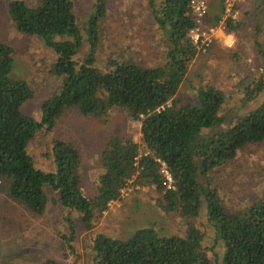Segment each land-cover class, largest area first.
Here are the masks:
<instances>
[{
	"label": "trees",
	"instance_id": "obj_1",
	"mask_svg": "<svg viewBox=\"0 0 264 264\" xmlns=\"http://www.w3.org/2000/svg\"><path fill=\"white\" fill-rule=\"evenodd\" d=\"M191 0H162L153 4L152 16L167 35L166 62L142 67L129 60H109L107 69L96 65L98 22L106 11L105 0H94L86 27L89 50L77 66L83 36L70 0H39L28 5L11 0L8 14L16 29L36 36L51 48L55 61L50 72L61 79L59 90L40 107L39 121L23 112L33 92L24 80L12 79V49L0 43V183L11 199L42 214L53 191L62 207L79 213L85 229L118 198L126 181L136 177L154 186L157 205L165 213L194 217L204 204L206 218L222 246L219 264H264V196L243 208L229 210L215 188L207 183L209 172L232 160L237 151L264 141V100L225 129L219 111L224 94L213 86L198 89V102L181 103L175 96L197 49L189 36L195 21ZM223 8V7H222ZM222 10L214 22L222 16ZM229 20L228 29L235 25ZM67 107L83 115L102 116L120 108L140 122L141 143L110 136L102 151L103 171L94 197L80 186L81 157L71 143L56 139L52 144L54 171L35 166L28 145L41 130H52ZM160 162L171 176L163 184ZM67 241L75 236L74 222L67 218ZM92 264H211L202 234L192 224L183 235L159 234L142 228L127 239L98 233L93 240ZM47 264V263H46Z\"/></svg>",
	"mask_w": 264,
	"mask_h": 264
},
{
	"label": "rangeland",
	"instance_id": "obj_2",
	"mask_svg": "<svg viewBox=\"0 0 264 264\" xmlns=\"http://www.w3.org/2000/svg\"><path fill=\"white\" fill-rule=\"evenodd\" d=\"M0 0V43L12 49L13 66L9 76L24 80L33 96L23 104L25 114L37 121L40 107L59 90L61 79L50 70L55 61L51 48L36 37L20 33L8 14V3ZM34 5L39 0H23ZM72 12L83 36L74 57L79 66L89 50L86 27L94 0H70ZM162 0H105L106 11L98 22L95 65L106 70L109 60H129L142 67L163 65L167 58V35L152 16L153 4ZM207 13L199 32L218 27L216 15L229 12L235 27H218L209 47L197 52L179 87L181 103L198 102V89L213 86L224 94L219 111L220 128L233 124L264 100V0H206ZM223 7V8H222ZM209 33H206V35ZM110 136L141 143L140 122L128 118L120 108L102 116L83 115L67 107L52 130H39L30 140L28 152L37 168L54 171L52 144L56 139L74 145L81 157V190L95 196L103 171L102 151ZM136 176V175H135ZM132 177L98 216L91 229H85L80 215L57 201L47 189L48 202L42 214H35L5 193L0 183V264H92L93 240L98 233L127 239L139 229L153 228L159 234L183 235L192 224L202 234L203 246L211 264H219L222 246L206 218L204 204L194 217L179 212L165 213L157 205L160 198L154 186L142 185ZM207 183L218 192L229 210L243 208L264 196V141L241 147L235 157L209 172ZM74 222L75 236L67 241V221Z\"/></svg>",
	"mask_w": 264,
	"mask_h": 264
},
{
	"label": "built area",
	"instance_id": "obj_3",
	"mask_svg": "<svg viewBox=\"0 0 264 264\" xmlns=\"http://www.w3.org/2000/svg\"><path fill=\"white\" fill-rule=\"evenodd\" d=\"M207 7L208 6L206 0L190 1V9L195 21V26L190 30L189 36L191 38L192 43L195 45L197 52L205 51L209 47L211 37L214 35V32L217 30V28H225V26H227L228 21L234 17L233 14L226 12L225 14H222L220 20L218 21V27H210L209 30H206V33H209L207 35L205 32L200 33L199 26L207 13ZM160 172L164 176L163 184L166 187H170L172 179L164 162H160Z\"/></svg>",
	"mask_w": 264,
	"mask_h": 264
}]
</instances>
